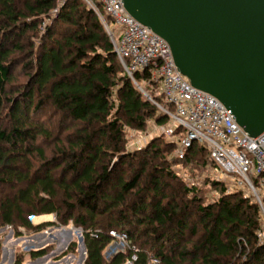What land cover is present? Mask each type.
<instances>
[{
    "label": "trees",
    "instance_id": "obj_1",
    "mask_svg": "<svg viewBox=\"0 0 264 264\" xmlns=\"http://www.w3.org/2000/svg\"><path fill=\"white\" fill-rule=\"evenodd\" d=\"M59 3L0 0V227L40 232L55 225H33L30 215H56L62 225L72 221L85 230L86 264H106L103 251L113 240L110 232L120 228L134 246L142 237L167 244L155 246L152 256L141 246L109 264H124L133 254L135 264H151L152 259L172 264L177 250L182 262L190 258L191 264H237L242 255L247 256L245 264H250L248 258L264 264L257 236L259 207L247 198L228 195L216 205L199 207L203 233L196 247L180 251L188 230L187 207L181 205L185 198L168 195L158 167L145 162L150 154H161L159 147L152 144L131 155L134 160L143 157V172L134 179L118 177L128 159L125 129L144 130L149 121L166 126L170 119L126 74L97 13L84 0H67L60 8ZM55 11L54 24L43 36L47 41L37 47L35 39ZM20 65L28 82L12 97L13 71ZM147 89L163 103L156 88ZM48 104L60 118L53 123L60 129L57 137L51 123L37 117ZM43 144L53 145L50 159ZM202 151L208 152L194 144L186 160ZM118 157L121 162L113 165ZM130 218L136 220L137 237L126 229ZM75 250L72 243L69 252ZM45 254L41 250L32 256Z\"/></svg>",
    "mask_w": 264,
    "mask_h": 264
},
{
    "label": "water",
    "instance_id": "obj_2",
    "mask_svg": "<svg viewBox=\"0 0 264 264\" xmlns=\"http://www.w3.org/2000/svg\"><path fill=\"white\" fill-rule=\"evenodd\" d=\"M122 2L169 44L194 88L218 99L251 138L264 133V0Z\"/></svg>",
    "mask_w": 264,
    "mask_h": 264
},
{
    "label": "built area",
    "instance_id": "obj_3",
    "mask_svg": "<svg viewBox=\"0 0 264 264\" xmlns=\"http://www.w3.org/2000/svg\"><path fill=\"white\" fill-rule=\"evenodd\" d=\"M100 17L126 74L137 89L170 119L167 134L184 157L197 144L209 152L215 172L239 190L249 191L259 207V243L264 246V133L251 138L212 95L183 76L169 44L126 11L122 0H84ZM97 4V5H96ZM147 74V79L136 80ZM147 86L156 88L158 101ZM182 132V134H181ZM37 217L29 216L33 222ZM110 236L119 237L115 231ZM122 238L127 240L126 234ZM133 262L137 256L133 254ZM152 259L151 264H158Z\"/></svg>",
    "mask_w": 264,
    "mask_h": 264
},
{
    "label": "rangeland",
    "instance_id": "obj_4",
    "mask_svg": "<svg viewBox=\"0 0 264 264\" xmlns=\"http://www.w3.org/2000/svg\"><path fill=\"white\" fill-rule=\"evenodd\" d=\"M66 1L67 0H60L59 8ZM88 7L90 6L88 5ZM56 13L55 11L52 14V18H46L44 21L40 36L35 39L37 47L47 41L43 36L47 33L49 26L54 24L53 19L56 18ZM63 29H67V27L64 26ZM28 75L23 65L17 66L14 69L12 97L19 94L18 88L28 82ZM38 100L39 98L36 101ZM149 102L152 103L151 101ZM7 110L8 108L6 112H4V116ZM37 117H40L41 120L47 123H51V126H53V123L57 124L60 119L56 116L55 110L50 104L46 105L43 110L38 113ZM169 127L170 123L166 126H159L155 124L154 121H149L144 130L126 128L124 155H126L128 159L123 160L126 164L123 168L119 169L117 175L127 182L131 181L139 175V173L143 172V157L140 155L134 160L131 159V155L139 153L146 148H150L152 144H156L159 147L161 154L156 157L150 154V156L145 159V162L158 167L162 182L164 185L168 186L166 190L168 195L184 196L185 198L181 205H186L187 207L188 230L185 233L184 241L181 242V251V249L196 247L203 233V214L200 213L199 207L216 205L224 196L228 195H241L252 203H256L253 195L249 191L237 189L229 183L228 180H224L216 174V166L211 160L208 152L202 151L200 154L187 157L186 160V154L184 157L181 155L179 146L174 139L167 134ZM52 129L54 130V135L57 137L60 133V129H58V126H53ZM42 146L48 159H50L53 145L49 146L48 144H43ZM121 160V157L115 158L113 165L119 164ZM149 167L150 166H148V169ZM62 172V169L57 170L58 175H61ZM184 189H189L191 192L189 194L184 193ZM193 189L196 190L194 194L192 192ZM127 221L131 222V225L126 227L127 231H130L137 237V228L134 226L136 220L130 218ZM46 222H53L55 225L47 227L40 232L35 229L20 227H0V264H15L17 260H22V264H86L87 251L86 247H84V240L83 242L81 240V238L84 237L85 231L83 227L76 226L72 221H70L68 225H62L56 215L37 217V219L31 223L33 225H39ZM119 230L121 231V228ZM141 230L142 228L139 229V231ZM120 231L116 232L119 237H113L112 242L109 243L103 251L106 264H109L120 254L128 257L127 255L130 254L131 250H138L141 246L145 247L146 251H149L152 256L155 246L160 247L163 244H167L165 241L157 242L148 237H142L138 240V246H134L133 241L130 240L129 237L127 240L122 238L124 233ZM72 243H76L75 252H69V247ZM143 244H146V246ZM171 245H174V243ZM41 250H45L46 252L44 257L35 258L32 256L33 252ZM178 251L179 250L175 252L176 254L172 253V264H191L190 258L187 259V262H182L178 256ZM248 260H250V264H259L257 260L249 258ZM246 261L247 256L242 255L237 264H245ZM124 264H135V262H133L132 258H127ZM158 264L164 263L159 262Z\"/></svg>",
    "mask_w": 264,
    "mask_h": 264
}]
</instances>
